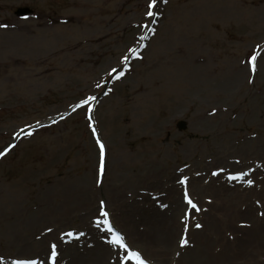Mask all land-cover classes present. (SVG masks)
<instances>
[{"label":"rangeland","instance_id":"374dc122","mask_svg":"<svg viewBox=\"0 0 264 264\" xmlns=\"http://www.w3.org/2000/svg\"><path fill=\"white\" fill-rule=\"evenodd\" d=\"M149 3L0 0V264H53V244L54 264H135L109 243L104 220L147 264H189L205 251L264 264L262 247L234 250L248 216L264 217V0ZM25 6L34 14L16 16ZM175 213L183 219L159 235L148 227ZM229 229L235 237L218 232Z\"/></svg>","mask_w":264,"mask_h":264},{"label":"bare ground","instance_id":"6f19581e","mask_svg":"<svg viewBox=\"0 0 264 264\" xmlns=\"http://www.w3.org/2000/svg\"><path fill=\"white\" fill-rule=\"evenodd\" d=\"M178 184H172L171 186L168 187V191L173 194V196H171L174 200L175 197H177V193H178ZM156 203V202H155ZM154 203V204H155ZM153 204V205H154ZM182 205V204H181ZM139 204H134L131 206L132 209H140L139 208ZM149 206V205H148ZM147 206V208H148ZM181 208V210H183V206H179ZM153 208V207H152ZM150 209V208H148ZM179 212V211H178ZM123 214V218H127V219H130L132 220V214L125 211L122 213ZM249 220L251 222V226H252V230L249 231V235H247L245 232L246 231H243L244 234L242 232H239V236H241V238L238 237V240L235 239V242L239 243L240 242V246H236V248L234 247V250L236 252H239V255H242L244 257H249V250H251V248L253 247H262L264 248V217L262 218H256L253 214H250L249 216ZM119 219V218H118ZM183 219V215L179 218L178 217V213H175L174 216H163V217H156V219L152 222H149V226L152 230L156 231V234L159 235L161 233V229H163V226H169V225H174L176 222H179ZM114 223L115 225H117L119 223V221L116 219V217L114 216ZM173 226H170V228H172ZM175 228V227H174ZM237 231L235 232H238V231H241L240 228H236ZM175 230H177L175 228ZM218 232H220V234H225L228 238H229V234H232L234 236V232L233 231H230L229 229V232L227 231H222V230H219ZM238 233H236L237 235ZM201 233L198 232V234L196 236H200ZM222 237H220L218 239V241H220L219 243L223 244L225 240H223V235H221ZM235 237V236H234ZM99 245H102L100 241H98L96 243V246L94 248L93 251L90 252V256H96L98 255L99 252H101L100 250H98V246ZM248 245V246H246ZM171 246L173 247L174 245L170 244L169 241H167V246H165L166 248H161L163 250H169L171 248ZM226 249H230L229 247H226ZM193 251V250H192ZM192 251L188 254V255H191L192 254ZM230 252H233L232 250H230ZM254 257V255H253ZM95 260V264H99L100 262H103V259H100V260H97V258H94ZM213 263V262H217V263H220V264H227V260L226 258H224L222 255H219V254H212L210 253V255H207V252L205 251V254L203 255H197V256H192L189 258V260L186 261V263H189V264H210V263ZM183 263V262H182Z\"/></svg>","mask_w":264,"mask_h":264},{"label":"snow or ice","instance_id":"6c2138e0","mask_svg":"<svg viewBox=\"0 0 264 264\" xmlns=\"http://www.w3.org/2000/svg\"><path fill=\"white\" fill-rule=\"evenodd\" d=\"M155 3H156V0H151V3H149L148 8L151 9ZM146 15L153 16L154 13L150 10L146 13ZM257 55H258V53L250 56V63H251L253 71H255V68H256ZM125 60H127V57H125ZM115 71H116V69H113V72H115ZM120 75H123V72H121ZM93 99H94V97H89L86 100L81 101V104L87 105L89 103V101H91ZM79 106L80 105H78V107ZM21 131H23V130H21ZM97 143L99 144V172L102 176L104 174V171H105V155H106L105 146L99 140H97ZM4 154H5V152L0 151V156H2ZM213 174L215 175L216 173H213ZM243 175H244V173H240L238 175L231 176L230 178L231 179H238V178H242ZM186 181H187V177H184L182 180L179 181V183L185 184ZM247 183L251 184V181H247ZM185 198L187 199V203L189 205H191L192 208H194V209L197 208V206L193 203L191 198L187 197V193H185ZM102 215L104 217H107L108 216L107 211H103ZM103 223L105 225H107V232L112 234V239L109 241V243L114 245V246H117L118 248H123L126 250V255H124V257H123L124 261H127V262L134 261L135 264H147V262L142 258L141 254L139 252L129 249L128 245L126 244V242L124 240L123 235L120 234V232L112 226L110 221L104 220ZM196 227H200V225H196ZM67 235H73V233H68ZM187 243H188L187 239L181 240V245H186ZM51 247H52V258H53V264H54L55 257L57 255V253L55 251L56 245L53 244ZM13 264H38V262L36 260H32V259H21V260L14 261Z\"/></svg>","mask_w":264,"mask_h":264}]
</instances>
